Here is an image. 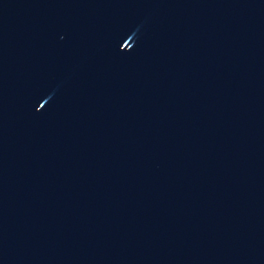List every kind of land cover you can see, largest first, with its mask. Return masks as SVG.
Here are the masks:
<instances>
[{"label":"water","instance_id":"obj_1","mask_svg":"<svg viewBox=\"0 0 264 264\" xmlns=\"http://www.w3.org/2000/svg\"><path fill=\"white\" fill-rule=\"evenodd\" d=\"M0 264H264V0H0Z\"/></svg>","mask_w":264,"mask_h":264}]
</instances>
